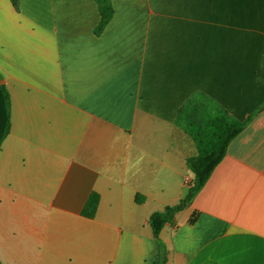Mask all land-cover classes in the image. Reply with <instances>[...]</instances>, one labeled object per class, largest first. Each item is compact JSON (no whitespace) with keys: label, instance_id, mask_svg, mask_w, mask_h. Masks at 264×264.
Instances as JSON below:
<instances>
[{"label":"crops","instance_id":"1","mask_svg":"<svg viewBox=\"0 0 264 264\" xmlns=\"http://www.w3.org/2000/svg\"><path fill=\"white\" fill-rule=\"evenodd\" d=\"M109 1L96 34L95 0H0V264H264V0ZM197 92L247 124L157 240Z\"/></svg>","mask_w":264,"mask_h":264},{"label":"trees","instance_id":"2","mask_svg":"<svg viewBox=\"0 0 264 264\" xmlns=\"http://www.w3.org/2000/svg\"><path fill=\"white\" fill-rule=\"evenodd\" d=\"M15 8L19 0H10ZM100 12V20L95 33L100 34L111 20L113 8L109 0H95ZM3 103L6 111V122L0 138V147L11 127V100L5 85H0ZM251 117H249L250 119ZM176 124L194 140L198 153L186 159V165L192 173L185 196L176 204L168 205L161 211L153 212L148 219L153 236L159 240L161 230L166 224L174 222L175 215L186 209L195 195L205 185L214 168L225 157L231 141L244 129L247 121H239L232 117L227 110L211 96L197 92L191 95L179 108ZM143 201L141 195L136 196V202ZM99 203V194L91 192L81 211L83 216L93 218ZM196 215L190 219L194 222ZM161 257L158 264H164L166 254L161 246Z\"/></svg>","mask_w":264,"mask_h":264},{"label":"built area","instance_id":"3","mask_svg":"<svg viewBox=\"0 0 264 264\" xmlns=\"http://www.w3.org/2000/svg\"><path fill=\"white\" fill-rule=\"evenodd\" d=\"M188 182V181H187Z\"/></svg>","mask_w":264,"mask_h":264}]
</instances>
